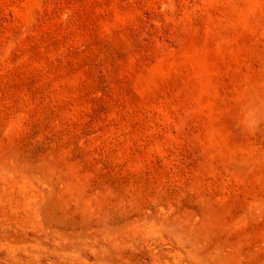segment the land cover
Returning a JSON list of instances; mask_svg holds the SVG:
<instances>
[{
  "label": "rangeland",
  "instance_id": "rangeland-1",
  "mask_svg": "<svg viewBox=\"0 0 264 264\" xmlns=\"http://www.w3.org/2000/svg\"><path fill=\"white\" fill-rule=\"evenodd\" d=\"M0 264H264V0H0Z\"/></svg>",
  "mask_w": 264,
  "mask_h": 264
}]
</instances>
